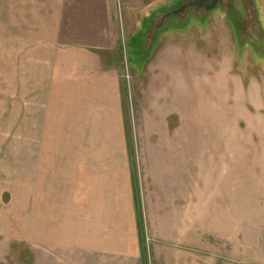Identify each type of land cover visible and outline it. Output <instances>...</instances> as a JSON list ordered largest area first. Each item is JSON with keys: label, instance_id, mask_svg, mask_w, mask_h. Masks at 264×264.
<instances>
[{"label": "rangeland", "instance_id": "374dc122", "mask_svg": "<svg viewBox=\"0 0 264 264\" xmlns=\"http://www.w3.org/2000/svg\"><path fill=\"white\" fill-rule=\"evenodd\" d=\"M104 1L103 33L61 41L104 43L119 76L123 142L109 120L107 145L90 146L93 171L96 154L108 156L117 222L111 217L105 230L114 238L104 242L107 254L50 252L21 238L19 226H5L0 264H264V224L244 220L262 210L253 205L264 190V39L255 47L241 34L252 38L243 24L264 28V0H234L232 14L214 7L178 22L169 16L151 43L150 19L161 22L152 13L191 0ZM64 2L73 8L85 0ZM52 4L0 0V169L18 160L20 47L56 40ZM248 196V204L238 202Z\"/></svg>", "mask_w": 264, "mask_h": 264}, {"label": "crops", "instance_id": "0c3cea01", "mask_svg": "<svg viewBox=\"0 0 264 264\" xmlns=\"http://www.w3.org/2000/svg\"><path fill=\"white\" fill-rule=\"evenodd\" d=\"M61 1L53 0L51 8L56 40L20 47L19 153L17 161L0 169L7 181L0 182V193L9 198H0V230L19 226L14 230L21 238L50 252L107 254L104 242L114 237L105 228L115 220L107 189L108 156L96 154L93 171L90 146L107 145L109 120L123 142L119 76L104 43L61 41L65 34L103 33L105 1L85 0L73 8ZM92 129H103L104 137H93ZM249 197L238 202L248 204ZM259 201L253 207L262 210L250 221L245 217L246 224H264V190Z\"/></svg>", "mask_w": 264, "mask_h": 264}, {"label": "flooded vegetation", "instance_id": "af4514ba", "mask_svg": "<svg viewBox=\"0 0 264 264\" xmlns=\"http://www.w3.org/2000/svg\"><path fill=\"white\" fill-rule=\"evenodd\" d=\"M194 0H191L189 2H185L184 4L180 5V7H178L177 9H174L172 11H163V9H165L166 7H163L162 9L160 10H157L156 12H158V15H156V12L152 13L153 16H156L158 18L161 19V22L157 25H152V17L150 20H151V23L149 24V28H148V31H147V39L149 38V43H151L154 38H155V35L159 32V30L162 28V27H165L166 25V21L168 19L169 16H172L174 15L175 17L173 18V21L175 22H178L179 20L181 19H184V16H185V12L187 11H190V13H195L196 10H199V9H206L205 6L201 5V6H197V5H192L193 7H195L194 11H191L189 10L190 7H186L184 10L182 11H179L185 4H188V3H191L193 2ZM234 5V0H217L216 2V6L215 8L217 7H220V8H226V11L228 12V14H232L235 6ZM238 8V7H236ZM179 11V12H178ZM185 13V14H184ZM187 17V16H186ZM153 27V29H152ZM241 27H244V28H250L251 29V32H252V38H248L247 34L245 35L243 32H241V34H243V36L245 38H247V41L248 43H252V45H254L255 47H259L261 42L263 41L264 39V28L263 26L260 27V29H257L255 25H252L250 27H247L246 24H243L241 25ZM152 30V32H151ZM151 34V35H150ZM150 36V37H149Z\"/></svg>", "mask_w": 264, "mask_h": 264}, {"label": "water", "instance_id": "95a60500", "mask_svg": "<svg viewBox=\"0 0 264 264\" xmlns=\"http://www.w3.org/2000/svg\"><path fill=\"white\" fill-rule=\"evenodd\" d=\"M217 0H194L191 3L185 4L179 11L184 10L188 6L197 5V6H205L206 9L211 10L216 6ZM178 11V12H179Z\"/></svg>", "mask_w": 264, "mask_h": 264}, {"label": "trees", "instance_id": "16d2710c", "mask_svg": "<svg viewBox=\"0 0 264 264\" xmlns=\"http://www.w3.org/2000/svg\"><path fill=\"white\" fill-rule=\"evenodd\" d=\"M140 229V228H139Z\"/></svg>", "mask_w": 264, "mask_h": 264}]
</instances>
